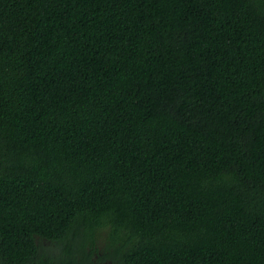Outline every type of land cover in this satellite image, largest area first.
I'll return each instance as SVG.
<instances>
[{"label": "trees", "instance_id": "16d2710c", "mask_svg": "<svg viewBox=\"0 0 264 264\" xmlns=\"http://www.w3.org/2000/svg\"><path fill=\"white\" fill-rule=\"evenodd\" d=\"M104 263L264 264V0H0V264Z\"/></svg>", "mask_w": 264, "mask_h": 264}, {"label": "rangeland", "instance_id": "374dc122", "mask_svg": "<svg viewBox=\"0 0 264 264\" xmlns=\"http://www.w3.org/2000/svg\"><path fill=\"white\" fill-rule=\"evenodd\" d=\"M54 253L59 254V253L57 252V249L54 250ZM104 264H108V263H104Z\"/></svg>", "mask_w": 264, "mask_h": 264}]
</instances>
